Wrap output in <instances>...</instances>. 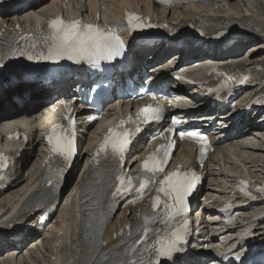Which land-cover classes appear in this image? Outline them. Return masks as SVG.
I'll return each instance as SVG.
<instances>
[{
  "label": "bare ground",
  "instance_id": "6f19581e",
  "mask_svg": "<svg viewBox=\"0 0 264 264\" xmlns=\"http://www.w3.org/2000/svg\"><path fill=\"white\" fill-rule=\"evenodd\" d=\"M88 9L91 10L92 16L107 15L109 17H116L126 9L141 10L153 17H161L176 22V27L180 22H188L197 17L205 16L215 19L244 21L249 23L250 27L239 33L240 38L233 43L231 49L218 51L214 56L217 59L244 58L245 63L250 66L257 61H264V0H218L217 5L187 4L179 6L172 11L153 9L147 0H33L28 8H19L13 17L5 15L3 20L0 21V30L5 24L14 25L19 23L29 31L36 26L41 18L55 12L64 11L73 15L74 13H84ZM256 38L263 40L260 43L263 46L259 48V46L254 45L248 52H245V45L251 44L254 40L252 42L249 40ZM188 50L192 51L194 49L189 47ZM199 57L203 58L205 56ZM50 91L51 94L57 93L53 90ZM0 95H2L0 96V104L2 101L11 102L13 92L0 89ZM34 98H38V96L32 95L30 100ZM31 103L33 102H25L24 108L26 109ZM130 105L131 103L111 104L105 110L103 118L95 122H88V118L93 112H88L80 106L76 107L80 147L83 142H86L88 149L94 148L102 134H107L113 129L109 126V122L117 118L121 111L129 110ZM26 112L29 113L28 110ZM199 112L206 113L204 109L192 111L196 116L201 117L203 114L198 115ZM19 113L15 112L4 116V119L0 117V123L2 122L3 126H7L9 123L19 122L26 128L33 129L31 130L32 136L26 144V150L17 156L18 173H20L21 169L28 167L30 160L35 159V162L33 161L34 163L30 165L31 167L26 177L27 172L25 171V175L22 172L7 190H0V229L7 224L6 220L11 216L7 215L8 211L10 209L14 210L15 207L21 205L27 207L28 202L26 199L43 183L45 178L43 167L46 160L42 161V158L46 145L42 135L36 133V129L41 126V118L32 117L31 115L21 117L18 116ZM234 130L236 131L232 133ZM226 131V141L217 146V151L210 157V167H206L209 180L202 189V195L205 196L200 203L203 213L213 210L217 203L214 199L217 197L229 196L230 186L235 180L250 177V174L253 177H264V136L253 134V131H263V128L256 126L252 127L251 131H244L243 129H234V126H232L230 130H222V132ZM3 139L4 134L0 129V143L3 142ZM145 140L146 136H142L135 149V154L137 155L132 160H136L139 157L140 149L144 146ZM176 151L173 164L190 162L195 158V151L189 143L180 144ZM87 152V150L81 152L80 158L86 157L89 159L90 156ZM259 171L262 173L260 174ZM83 174V171L78 174L73 184L74 187H79L83 183ZM71 190L67 191L58 214L50 224L52 229L49 234L55 233L54 237H56L59 232H62L58 248L49 245V238H46L42 245L32 249L28 256H25V254L14 256L12 254L16 251L11 250L14 248L0 245V252L5 249L6 256H9L8 258H0V264H88V249L81 231L83 214L78 209L80 197L78 191ZM210 200L213 201L209 202ZM129 210H131L130 214H128ZM136 212L137 208L130 205L118 212L107 229V245L105 249L116 245L117 239L114 238V234L122 231L125 223L128 220H132ZM30 223H32V220ZM256 232L259 233V239H264V229L261 226L257 227ZM35 241L36 237L30 240L31 247L34 246Z\"/></svg>",
  "mask_w": 264,
  "mask_h": 264
},
{
  "label": "snow or ice",
  "instance_id": "6c2138e0",
  "mask_svg": "<svg viewBox=\"0 0 264 264\" xmlns=\"http://www.w3.org/2000/svg\"><path fill=\"white\" fill-rule=\"evenodd\" d=\"M141 20V17L130 13L127 23L133 31L145 26H151L150 24H142ZM48 27L52 30V33L49 37L51 43L46 48V51L30 53L22 50L18 52V56H23L30 61L36 62H58L63 59L73 62L86 61L91 66L99 68L101 61H113L124 54L126 46L120 36L113 33L110 29L101 28L98 24H85L81 20L67 22L62 17H58L49 21ZM4 64L5 58L0 57V68H3ZM161 113L162 109L158 106L145 107L142 110L143 120L148 123L153 121L159 122L162 119ZM171 123L176 126L180 124V121L173 117ZM124 124V121L120 122L121 126ZM57 129H60V131L58 132ZM135 130L137 132L142 131L139 127ZM169 131H174V129H169ZM180 136L181 138L187 136L201 141L202 148L206 141V136L196 131L181 132ZM47 139L52 144L51 151L61 155L70 165L75 153L74 133L71 132V127L68 134H65L62 126L58 125L53 128L51 135ZM130 143V131L120 130L119 127L114 128L110 130L109 137L105 139L104 143L100 146V151L96 155L99 156L101 152H107L110 145L111 150L122 157ZM173 147V144L162 145V156L157 158L156 154H153L142 161V168L147 173H150V176L146 177L138 185L141 192L147 190L154 182L156 176L164 171V165L169 156L168 149ZM117 181L118 184L113 192V196H123L133 190V177L121 175L117 177ZM196 183L197 176L194 170L184 174L173 171L160 182L161 186L158 188L157 194L152 201V208L160 209L163 207L167 211L166 223L177 217L183 218L184 214L189 210L187 198L195 189ZM242 183L248 184L249 182L244 181ZM162 197L166 199H162ZM184 223L187 224L188 221L185 219ZM185 231L176 230L173 227L170 237L155 247L154 259L149 260L148 264H161L162 261H172L174 254L182 251L180 245L185 242ZM148 235L149 230L144 228L143 235L136 243H142L147 239ZM134 250L135 248L130 249V251ZM244 255L240 252L232 253L233 259L238 262L244 259Z\"/></svg>",
  "mask_w": 264,
  "mask_h": 264
},
{
  "label": "rangeland",
  "instance_id": "374dc122",
  "mask_svg": "<svg viewBox=\"0 0 264 264\" xmlns=\"http://www.w3.org/2000/svg\"><path fill=\"white\" fill-rule=\"evenodd\" d=\"M253 40H255V39H251V40H249V41L252 42ZM249 41H246V42H249ZM256 41H257V42H256ZM256 41H255L254 43L252 42L253 44H252V43H251V44H248V45L246 44V45H245V50H244V51H245V52H246V51L248 52V51L252 48V46H254V45H255V46H259V48H260L261 46H263L262 44H260V43L262 42V39H258V40H256ZM246 42H245V43H246ZM258 43H259V44H258ZM245 52H244V53H245ZM33 161L35 162V159L30 160V162H29V164H28V167H26V168L23 169V173H24L23 175H25V173L27 172L26 175H25V177H26L27 174L29 173V170H30V167H31L30 165H31L32 163H34ZM27 168H28V169H27ZM25 171H26V172H25ZM259 173L261 174L262 172L259 171Z\"/></svg>",
  "mask_w": 264,
  "mask_h": 264
}]
</instances>
